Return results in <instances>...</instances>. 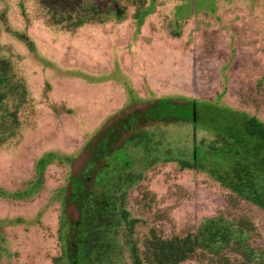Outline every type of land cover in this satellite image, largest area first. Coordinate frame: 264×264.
Segmentation results:
<instances>
[{
  "label": "rangeland",
  "instance_id": "374dc122",
  "mask_svg": "<svg viewBox=\"0 0 264 264\" xmlns=\"http://www.w3.org/2000/svg\"><path fill=\"white\" fill-rule=\"evenodd\" d=\"M0 62V264H63L64 199L87 147L123 116L170 97L196 100L207 114L135 128L114 154L138 176L125 208L142 264L153 237L195 235L215 217L250 221L255 257L197 249L179 264H264V212L180 165L203 141L219 148L244 139L246 118L264 122V0H0ZM143 132L157 153L128 145ZM47 153L56 158L39 177ZM67 214L78 218L72 205Z\"/></svg>",
  "mask_w": 264,
  "mask_h": 264
},
{
  "label": "trees",
  "instance_id": "16d2710c",
  "mask_svg": "<svg viewBox=\"0 0 264 264\" xmlns=\"http://www.w3.org/2000/svg\"><path fill=\"white\" fill-rule=\"evenodd\" d=\"M5 69L0 62V85L7 80ZM12 88L14 91L22 88L20 97L26 93L20 83H13ZM203 108L198 112L197 101L192 99L158 98L148 103L146 109L123 116L98 135L87 147L85 165L69 178L61 216L62 255L56 258V262L142 264L137 246L131 240L135 220L130 218L125 208L127 191L138 176L129 173L132 167L129 158L118 163L114 157L115 152L123 149L118 141L122 134L145 125L193 123L198 120V113L200 119L206 116ZM246 120L244 139L229 145L222 144L219 148L203 141L193 146L191 162L183 161L180 165L183 169L195 167L238 199L264 212V122L255 116ZM128 145L140 147L146 154L152 151L157 153L160 148V144H155L154 136L147 132L130 136ZM55 158L53 153L41 157L36 166L39 177ZM225 162L229 165H224ZM31 193L32 190L19 193L18 198L25 199ZM67 205H72L78 212L77 220L69 218ZM252 229L250 221L241 223L222 217L208 218L202 221L195 235L187 234L183 238L170 240L153 237L147 244L145 261L150 264H179L190 259L197 249L219 256L223 250L231 247L250 262L255 257L247 243ZM118 236L125 240L130 263L125 260V249L120 247ZM256 261L255 264H262Z\"/></svg>",
  "mask_w": 264,
  "mask_h": 264
}]
</instances>
